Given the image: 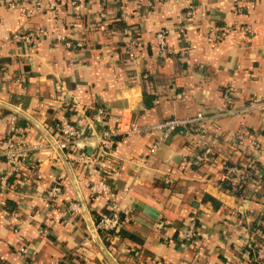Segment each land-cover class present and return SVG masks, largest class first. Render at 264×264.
Wrapping results in <instances>:
<instances>
[{
  "label": "crops",
  "instance_id": "0c3cea01",
  "mask_svg": "<svg viewBox=\"0 0 264 264\" xmlns=\"http://www.w3.org/2000/svg\"><path fill=\"white\" fill-rule=\"evenodd\" d=\"M71 2L24 0L16 6L0 0L1 102L25 112L52 138L53 123L63 119L87 138L130 123L152 127L205 116L204 140L182 127L154 154L152 146L162 136L155 129L114 137L110 153L102 156L96 146H86L94 159L88 167L65 154L94 229L95 214L113 206L130 217L122 236L105 238L108 245L96 232L107 253L117 264H263L252 248L264 236L263 189L251 185L245 197L226 191L222 165L249 161L239 135L264 146V109L230 114L264 100V0H197L184 35L178 26L187 0H80L76 7ZM35 3L40 8L29 12ZM126 28L140 42L135 60L125 48ZM160 31L167 32L171 50L165 59L156 55ZM41 32L46 34L36 38ZM57 35L72 47L60 44ZM145 93L154 96L153 105H147L151 98L146 102ZM100 108L106 110L103 126L94 120ZM14 115L26 120L0 106V177ZM16 141L28 161L24 175L0 190V264H112L48 138L26 120ZM205 145L212 148L211 160L194 165ZM102 176L111 192L96 198L90 187ZM57 184L62 197L52 203L46 192ZM76 203L80 211L72 209ZM193 220L196 241L182 248ZM21 247L28 248L27 258Z\"/></svg>",
  "mask_w": 264,
  "mask_h": 264
},
{
  "label": "built area",
  "instance_id": "2783aa9c",
  "mask_svg": "<svg viewBox=\"0 0 264 264\" xmlns=\"http://www.w3.org/2000/svg\"><path fill=\"white\" fill-rule=\"evenodd\" d=\"M4 4L7 5H16L19 6L24 0H1ZM80 0H72L71 4L73 7L78 5ZM120 1V0H116ZM162 1V0H160ZM196 2L197 0H187V6L185 12L180 17V24L178 32L180 34H186L187 24L192 21L196 15ZM149 6L153 7L152 1H149ZM50 6L51 11L56 10V7ZM40 8L38 3H35L31 8H27L29 12H34ZM28 14L25 9L22 10V15ZM247 31H251L249 28H246ZM45 32L39 33L36 38H39L45 35ZM125 36V48L131 60H135L138 57V50L140 49V42L135 35V32L131 28H126L124 31ZM19 39H24L27 42H32L33 40L28 36H17ZM57 41L66 48L72 47V41L64 35H57ZM156 55L159 58H167L171 50L167 42V32L160 31L156 35ZM78 47H82L83 43L78 42ZM232 88H229L226 91V97L231 96ZM264 109V100L263 101H252L247 106L237 110L232 111L230 114L234 113H248L253 110ZM106 118V110L100 108L95 114V122L103 126ZM18 117L14 115L11 119V133L12 135L18 132L16 128V122ZM205 120V116L202 113L197 114L193 119H178L171 118L168 119L156 126L152 127H142L137 123H130L126 129L118 127L114 130L103 129L95 137L82 138L78 128L71 123L68 119H63L56 125V132L53 139L59 146V148L66 154L71 150H76L74 154L75 163L80 166L88 167L94 159L88 153H86V146H96L98 149V156L106 155L110 153L111 146L110 142L114 137L121 134H127L129 136L140 134L143 131L150 129H155L163 132V135L157 139L155 144L152 146L151 153H155L158 147L164 142V140L169 136L181 129L182 127H191L193 133L201 138L205 139V130L202 126V121ZM244 135H239L237 137L238 143L242 146H246L249 152V161L246 164L241 165H232L229 163H224L222 165V171L224 173V186H229L233 190L237 189L240 185L246 186H257L261 187L257 177H262L264 174V146L255 138H251L250 142H246ZM17 137H10L6 143V149L4 152L5 161H6V171L0 177V190L5 191L9 188V182L12 177H22L24 175V164L28 161V153L26 149H23L20 144L16 141ZM213 156L212 148L205 145L199 152L194 155V165H203L208 163ZM167 183H173L172 179H167ZM90 191L93 196L100 197L103 194L111 192L110 186L105 177H101L96 183L90 187ZM62 187L60 185H54L49 188L46 192V197L52 203H57L62 197ZM231 193V192H230ZM73 210L80 211L81 207L79 203H76L72 206ZM127 215V214H126ZM130 217H121L116 206L111 208V211L105 215H102L95 226V231L99 230L105 233V238L115 239L117 238L112 232L116 231L118 228L122 227L125 224H128ZM164 222L159 221L157 226L163 227ZM196 221L193 220L188 228L185 231V242H182L180 246L184 248L186 245L194 243L196 241ZM253 252L256 259L264 264V236L260 240L253 242ZM19 253L24 257H28V248L21 247L18 249ZM25 264H31L28 261ZM60 264V263H56ZM154 264H163L162 261H157Z\"/></svg>",
  "mask_w": 264,
  "mask_h": 264
},
{
  "label": "water",
  "instance_id": "95a60500",
  "mask_svg": "<svg viewBox=\"0 0 264 264\" xmlns=\"http://www.w3.org/2000/svg\"><path fill=\"white\" fill-rule=\"evenodd\" d=\"M0 106L4 107V108H7L9 110H11L12 112H14L15 114H17L18 116H21L22 118H25L26 120L30 121L34 126H36L47 138L48 140L51 142V144L54 146V148L56 149V151L59 153L60 157L62 158L70 176H71V179H72V182H73V185L75 187V190L78 194V199H79V202H80V205L83 209V212L88 220V223H89V226H90V229L91 231L93 232V236L96 240V242L98 243V245L100 246V248L102 249V251L104 252V254L106 255V257L108 258V260L112 263V264H117L112 258L111 256L107 253V251L105 250L104 246L102 245L95 229H94V226L89 218V214H88V210H87V207L85 205V202L82 198V195L79 191V188L77 186V181L75 179V176H74V173H73V170H72V167L70 165V162L69 160L67 159L65 153L59 148V146L57 145V143L55 142V140L51 137V135L42 127L40 126L35 120H33L30 116H28L25 112H23L22 110L18 109V108H15L13 107L12 105L10 104H7V103H4V102H1L0 101ZM162 135H163V132H162ZM172 137V135H169L165 140L164 142L160 145V146H163V144H165L170 138ZM160 146L158 147V149L160 148ZM157 149V150H158ZM93 150V149H92ZM156 150V151H157Z\"/></svg>",
  "mask_w": 264,
  "mask_h": 264
},
{
  "label": "trees",
  "instance_id": "16d2710c",
  "mask_svg": "<svg viewBox=\"0 0 264 264\" xmlns=\"http://www.w3.org/2000/svg\"><path fill=\"white\" fill-rule=\"evenodd\" d=\"M144 83H145V85L146 86H148V83H149V78H145L144 79ZM151 98L150 100H151V103L150 104H148L147 103V105H153V103H152V101L154 100V96H148V94H146L145 93V100H146V102H148L147 100H148V98ZM60 122V121H59ZM59 122H56V123H53V124H55V126L57 125V123H59ZM26 123V120H23V121H21V120H17V122H16V128L18 129V132L16 133V134H14V135H12V136H14V137H17L18 138V136H20V131H21V128H22V126H24V124ZM11 136V137H12ZM76 153V150H71L70 152H67V154L69 155V157L70 156H72V157H74V154ZM264 176V175H263ZM262 176V178L260 179V185H261V188L263 189V192L260 194V195H263L264 196V177ZM10 183H13L12 181H10ZM224 189L226 190V191H228V192H231L232 194H234L235 196H239V197H245V196H247V194H248V192H249V187L248 186H246V185H240L237 189H235V190H233L231 187H229V186H224ZM258 197V196H257ZM105 214H107V213H105ZM105 214H95V216H94V221H95V224H97V222L99 221V219H100V217L102 216V215H105ZM124 228H123V226L122 227H120V228H118L116 231H114V232H112L111 234H113L114 236H117V237H119L120 235L122 236L123 234H124V230H123ZM98 233H99V236L103 239V241L105 242V244H107L108 245V242H107V240H105V233H103L102 231H98Z\"/></svg>",
  "mask_w": 264,
  "mask_h": 264
}]
</instances>
